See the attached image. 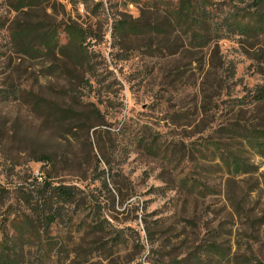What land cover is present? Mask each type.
<instances>
[{
  "label": "rangeland",
  "instance_id": "1",
  "mask_svg": "<svg viewBox=\"0 0 264 264\" xmlns=\"http://www.w3.org/2000/svg\"><path fill=\"white\" fill-rule=\"evenodd\" d=\"M217 1L249 12L255 35L218 41L206 31L202 50L184 48L198 27L181 0H48L46 12L25 13L0 0V90H20L19 100H0V182L51 175L97 203L53 228L48 264H264V148L231 133L264 131V101L234 106L264 89V27L252 17L264 20V0ZM176 7L190 11L182 28L171 24ZM30 18L56 28L61 43L67 25L86 29L90 72L59 55L18 58L10 30ZM150 23L163 33L147 31ZM55 101L70 109L67 119L47 110ZM225 146L238 156L233 165L252 169L230 173ZM96 216L110 236L90 233ZM114 236L121 243L111 249ZM39 245L26 252L35 264Z\"/></svg>",
  "mask_w": 264,
  "mask_h": 264
},
{
  "label": "trees",
  "instance_id": "2",
  "mask_svg": "<svg viewBox=\"0 0 264 264\" xmlns=\"http://www.w3.org/2000/svg\"><path fill=\"white\" fill-rule=\"evenodd\" d=\"M12 1L14 9L21 13L35 9L47 11L44 3L48 2V0ZM181 1L186 3L185 7H190L193 25L198 27V29H195L191 39H188L184 48L189 46L202 50L204 45H200L199 41L205 40L204 44H207L206 31L213 33L218 41L225 39L227 36L226 32L230 31L246 36H252L256 33H253V28H251L250 24H247L249 12H246L240 6L226 5L217 0ZM189 13L190 11H180L178 7L170 9V14H173L175 19L171 24L182 28ZM252 17H255V28L261 32L264 27L263 18L255 14ZM201 23H203V26ZM150 24L149 27L145 28L147 31L163 33L159 26ZM206 25L208 30L207 28L205 29ZM132 29L137 32L142 31L138 26H132ZM64 30L67 39L66 42L61 43L59 32L56 28L45 26L44 20L30 18L23 26L19 25L10 30L12 49L17 54V57L22 59H39L50 55L55 57L58 55L64 56L76 72H90V55L94 52L88 51L87 40L91 35L86 29L75 24L67 25ZM188 31L184 30L183 34L185 36L188 35ZM2 55L0 53V57ZM52 72L53 70L51 71L50 68L47 75H51ZM19 99L20 90L12 89L6 92L0 90L1 101H17ZM38 101L49 102L45 98H38ZM234 101V106L236 107L251 106L258 101H264V89L257 99L248 102L242 99H234ZM47 110L59 114L61 119H67L71 112L70 109L56 101L52 105L47 106ZM231 133L232 136L243 141L244 145L248 143L254 149L264 148V131L251 132L246 128L243 129L242 133L235 131ZM251 133H253V136H250ZM258 135L262 139H257ZM214 145L216 148L224 146L220 141H215ZM149 150L151 151L152 149ZM196 152L200 155L199 159L201 160L210 156L207 152L205 153L201 150H196ZM169 153L170 148L168 147L165 150L166 158ZM241 153L239 150V154ZM219 156L233 175L252 169L251 166L245 163V165L243 164L244 166L239 164V167L233 165V161L237 163L238 156L231 151V148H227V152H221ZM38 160L51 163V156L42 154L38 157ZM105 184L107 185L106 181ZM96 204L93 196L85 193L79 186L56 182L51 175L40 174L32 177L31 180L27 178L15 188H10L0 182V264H35L31 260V256L27 258L26 252L30 251L32 243L37 241L40 244V262L48 264V261H51L50 253L53 246L57 244L52 236L53 228L58 225L71 226L76 216L80 218L87 210L97 207ZM106 223H108L106 219L96 216L93 224L90 225V233L98 237L110 236L112 228L110 224L107 225ZM116 237L118 236L112 237L107 242L109 248L119 247L121 241L120 243L117 242ZM107 244L99 245L95 249L106 248Z\"/></svg>",
  "mask_w": 264,
  "mask_h": 264
}]
</instances>
